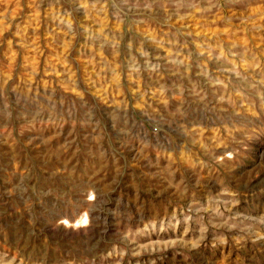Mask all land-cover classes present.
Listing matches in <instances>:
<instances>
[{"label":"rangeland","instance_id":"374dc122","mask_svg":"<svg viewBox=\"0 0 264 264\" xmlns=\"http://www.w3.org/2000/svg\"><path fill=\"white\" fill-rule=\"evenodd\" d=\"M0 264H264V0H0Z\"/></svg>","mask_w":264,"mask_h":264}]
</instances>
